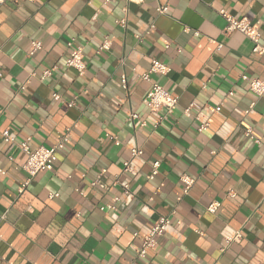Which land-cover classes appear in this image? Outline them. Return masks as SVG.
<instances>
[{"label":"crops","instance_id":"0c3cea01","mask_svg":"<svg viewBox=\"0 0 264 264\" xmlns=\"http://www.w3.org/2000/svg\"><path fill=\"white\" fill-rule=\"evenodd\" d=\"M222 11L257 25L264 48V0L0 5V264H264V95L242 80L264 81V54L243 33H226ZM106 38L111 50L99 51ZM72 39L84 48V77L65 66ZM33 42L42 44L34 54ZM153 60L171 71L143 81ZM153 83L178 99L166 119L144 104ZM68 132L54 170L30 179L19 146L51 148ZM134 148L142 155L132 158ZM183 175L195 180L188 195ZM99 176L107 189L92 186ZM118 176L131 195L113 186ZM161 217L172 224L140 259L141 238Z\"/></svg>","mask_w":264,"mask_h":264},{"label":"built area","instance_id":"2783aa9c","mask_svg":"<svg viewBox=\"0 0 264 264\" xmlns=\"http://www.w3.org/2000/svg\"><path fill=\"white\" fill-rule=\"evenodd\" d=\"M22 1H27L30 3H35V0H0V5H3L7 2L12 3H20ZM128 4L134 3L135 0H126ZM126 13H128V7L124 10ZM169 11V6H160L157 9V12L160 15H164ZM221 15L226 18L228 22V27L226 29V33H230L233 31H239L246 35L248 38H250L253 43L255 44L253 52L256 54H264V48L260 45L261 40V33L260 29L257 25H253L250 23V21L246 18L238 20L224 11L221 12ZM117 24L121 26L123 29L127 28V19L119 20L117 21ZM68 48L70 51L69 57L66 59L65 66L68 69L74 70L79 77H84L87 74L88 71V65L85 59L84 54V48L77 45L76 41L74 39L70 40L68 42ZM112 48V42L109 40V38H106L105 41L100 45L99 51H110ZM42 49V44L40 42H33L32 43V54L36 53L37 51ZM57 70L56 67L47 70L43 73L41 80L45 81L52 77L53 73ZM171 71L170 67L157 61L153 60L150 69L140 75V78L143 81L151 82V76L157 75V76H166ZM3 76V74L0 72V78ZM243 81H247L249 83V89L251 92L256 94L257 96L261 97L264 95V81L258 79V78H250L247 75L242 76ZM30 83V81H27L25 85L21 88L22 90L26 89V86ZM122 85L123 89L127 90V79L126 76L122 77ZM53 98L55 101H61V96L58 94H54ZM144 104L146 107L149 108V110L153 113H160L161 111H165L166 114L164 117H161L160 120L166 119L168 116H171L176 111L179 102L178 99L174 98L169 92H167L162 86L159 84L153 83L151 84V89L147 95V97L144 100ZM74 102L69 103V107H73ZM221 106L218 107H209V110L211 113H217L221 111ZM191 108H188L186 110V113H189ZM138 118V116L134 113H131L130 120L134 121ZM158 126V125H156ZM209 127L208 124H204L200 127L199 131H203ZM247 136L253 138L251 136V130L247 131ZM3 138L4 141L10 144H15V138H13L10 134L9 130H6L3 132ZM71 135L68 132L62 139L53 147L46 148V147H38L35 150H32L30 148V142L31 139H28L27 141L23 142L19 148L25 153L27 156L26 163L23 167V170L27 173L30 179H33L38 174L46 171H52L54 170L56 164L58 163V153L62 151L67 144L70 143ZM115 143L118 145L119 142L115 139ZM142 155V151L140 149L134 148L131 150V156L132 158H137ZM130 161H127L124 163L123 166V174L128 172L130 169ZM160 169V163L155 162L153 164V171L152 174L149 176V180H153L159 173ZM183 188H184V195H188L191 189L193 188L195 184V180L187 175H183L180 178ZM26 186V185H25ZM93 187H100L103 189H107L106 186L102 184L101 177L99 176L98 179L92 184ZM113 186L121 187L123 194L126 196H129L132 194L131 187L129 184L121 183L120 177L118 176L117 179L114 182ZM23 189V188H22ZM21 189V191H22ZM57 195H52L51 197L54 198ZM182 198L180 197L178 201L180 202ZM119 199H115L114 202H118ZM220 207L219 203H213L208 207V211L210 213H217L218 209ZM108 209H115L113 205L109 206ZM102 211L105 210V208L101 209ZM172 224V220L169 217H161L157 222H155L149 233H147L145 236L141 238V247L139 250L138 257L140 259H145L149 252L155 251V249L158 246V240L164 235L167 228ZM240 237L239 234L236 235L235 239H238Z\"/></svg>","mask_w":264,"mask_h":264}]
</instances>
